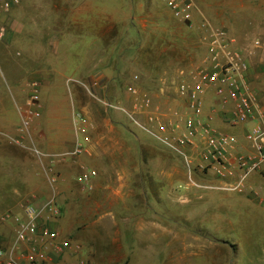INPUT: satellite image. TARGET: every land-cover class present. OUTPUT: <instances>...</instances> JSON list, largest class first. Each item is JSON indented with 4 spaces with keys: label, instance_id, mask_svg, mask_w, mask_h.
<instances>
[{
    "label": "rangeland",
    "instance_id": "374dc122",
    "mask_svg": "<svg viewBox=\"0 0 264 264\" xmlns=\"http://www.w3.org/2000/svg\"><path fill=\"white\" fill-rule=\"evenodd\" d=\"M192 1L196 12L189 27L183 28L188 36L182 39L171 28L174 25L179 31L181 21L171 14L164 0H20L9 12L1 11L0 17L12 18L13 15L26 25V30L32 27L30 19L36 18L39 32L35 37H54L60 45L54 62H58L59 67L78 69L68 83L78 82L79 86H84L89 84L91 76L99 73L100 79H107V86L101 92L103 102L125 108L132 104L126 86L135 75L139 76L141 88L152 96L153 102L169 98L182 79L181 70L197 72L212 66L208 54L211 34L218 29L228 30L236 40L230 50L239 52L247 61L250 84L264 109V34L260 33L264 30V0ZM52 5L55 11H51ZM258 41L260 45L256 44ZM4 59L0 56V66ZM77 60L79 64L74 63ZM86 90L85 87L81 89L85 94L83 100L94 111L100 110V121L104 122L106 117L112 124L123 123L127 130H133L143 139L147 137L123 112L91 99ZM21 93L20 103L25 104L29 93L27 90ZM203 98L204 109L210 107L208 115L221 110V106H216L218 97L214 92L206 93ZM231 105L228 101L225 107ZM213 125L218 128L215 122ZM219 129L233 134L242 131L227 125ZM13 145L18 146L27 162L47 158V155L34 152V148L39 147L32 141V129L24 135L22 146ZM154 145V151L160 150ZM72 155L80 154L72 152ZM161 156H154L153 177L170 174L174 179L185 178L168 189L169 197L166 196L162 203L154 199L153 210H162L164 214L154 216L151 233L141 235V242L126 250L119 249L116 243H101L100 249L104 250H100V260L97 257L72 260L66 257L67 249L63 253L55 251L54 264H264V179L254 176L239 193L187 189L186 171L182 169V174L174 164L170 166L177 158ZM83 173L81 170L76 175ZM49 200L32 204L43 208L53 202L60 214L53 217L52 223H58L59 232L70 228V219L65 216L66 204ZM78 205V208L82 206ZM84 206L85 217L72 222L84 229L103 227L97 222L99 207L95 204ZM75 207L77 211V205ZM4 212L5 208H0V215ZM105 225L113 229L112 220H106ZM11 229L6 244L0 245L8 250L16 240V229L13 232ZM64 239L71 241L70 236Z\"/></svg>",
    "mask_w": 264,
    "mask_h": 264
},
{
    "label": "crops",
    "instance_id": "0c3cea01",
    "mask_svg": "<svg viewBox=\"0 0 264 264\" xmlns=\"http://www.w3.org/2000/svg\"><path fill=\"white\" fill-rule=\"evenodd\" d=\"M51 11H55L53 5ZM11 16L0 17V26L8 29L0 41V56L5 57L0 66V208H5V212L0 218L6 213H20L27 202L42 204L55 199L66 204L65 216L72 226L65 227L63 232L60 229V232L64 238L71 237L72 246L65 252L72 260L95 257L100 260V250H104L100 249L101 243H116L122 250L140 243L141 235L151 233L154 216L164 214L162 210H153L154 199L162 203L166 196L169 197L168 189L185 178L174 179L170 174L153 177L154 156L177 158L170 166L174 164L183 174L186 168L182 160L143 131L147 136L145 139L133 130H127L123 123L112 124L106 117L104 122L100 121V110L94 111L83 100L85 94L81 89L84 86H79L78 82L68 83L78 69L59 67L58 62H54L60 47L54 37H35L39 32L36 18L30 19L32 27L26 30L24 23ZM260 33L264 34V30ZM100 77L97 73L87 81L89 84L85 89L91 99L103 98L101 92L107 86V79ZM34 80L41 84L43 109L42 116L32 124V141L47 158L27 162L13 141L20 136L18 128L24 106L20 103L21 92L27 90L29 93L30 83ZM157 101L153 109L163 120L175 119V112L184 113V103L177 89L173 96ZM216 106H220L218 102ZM209 109H204L205 117L211 116ZM78 113L88 119L85 133L77 129ZM218 115L219 112L212 113L217 127H225ZM87 135L90 137L88 142L85 141ZM236 135L243 139V131L239 130ZM77 143H83L85 151L75 156L72 152ZM154 143L160 150H153ZM88 169L96 170L98 176L85 183L82 174L76 173ZM78 204L82 206L78 208ZM85 204L99 207L97 222L103 227L84 229L72 222L85 217ZM106 220H112L113 229L106 227ZM51 226L59 227L55 222H51ZM10 229L12 232L15 229L12 222L0 224V245L6 244ZM0 249L4 247L0 246ZM47 251L50 256L47 264H54L57 254L54 246H49Z\"/></svg>",
    "mask_w": 264,
    "mask_h": 264
},
{
    "label": "built area",
    "instance_id": "2783aa9c",
    "mask_svg": "<svg viewBox=\"0 0 264 264\" xmlns=\"http://www.w3.org/2000/svg\"><path fill=\"white\" fill-rule=\"evenodd\" d=\"M164 2L177 20L193 21L196 7L192 0ZM19 3L20 0H4L0 4V12H9ZM6 32L7 28L0 26V39L5 37ZM235 41L226 30H214L208 43L212 66L197 72L181 70L182 80L177 92L184 103V113L175 112V119L167 121L158 115L153 109V98L141 88L138 75L126 86L127 94L132 97L130 108L103 102V98H99L106 106L123 112L132 124L182 160L186 168L187 189L239 193L254 176L264 179V109L250 84L247 61L243 60L239 52L230 50ZM256 44L260 45V42ZM211 89L221 106L219 120L231 128H241L243 139L214 127L215 118L212 115L205 117L203 96ZM228 101L232 105L227 108L225 105ZM42 109L41 84L34 80L30 83L29 96L21 108L20 137L15 138L13 143L23 145L24 135L29 134L34 120L42 116ZM76 122L81 124L77 127L78 131L85 133L88 119L78 113ZM85 141H90L88 135ZM84 151L83 143H77L73 154H82ZM34 152L42 155L37 148H34ZM97 176L96 170L88 169L82 174V181L89 183ZM45 213H48L47 217ZM59 214L56 205L49 202L43 208L25 204L20 213L1 216L0 224L12 222L16 229L14 245L9 250L0 249L2 264H24L26 261L30 264H45L49 260V246L53 245L59 253L69 249L71 241L62 238L60 232L51 226L53 217ZM21 258L23 261H18Z\"/></svg>",
    "mask_w": 264,
    "mask_h": 264
},
{
    "label": "trees",
    "instance_id": "16d2710c",
    "mask_svg": "<svg viewBox=\"0 0 264 264\" xmlns=\"http://www.w3.org/2000/svg\"><path fill=\"white\" fill-rule=\"evenodd\" d=\"M189 25H190L189 22H182V24H181V22H180V23H178V26L180 27V28H179V31H178V29H177L174 25H173V27H171V28H172L173 30H175L177 34L181 35L180 38L182 39V37H183V38H184V37L187 38V36H188L187 32H186L183 28H184V27H185V28H188ZM174 33H175V32H174ZM168 43H170V42H168ZM168 45H171V44H168Z\"/></svg>",
    "mask_w": 264,
    "mask_h": 264
}]
</instances>
